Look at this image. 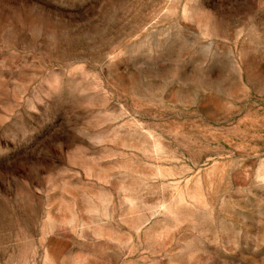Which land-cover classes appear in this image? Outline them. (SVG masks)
<instances>
[{"label":"rangeland","instance_id":"obj_1","mask_svg":"<svg viewBox=\"0 0 264 264\" xmlns=\"http://www.w3.org/2000/svg\"><path fill=\"white\" fill-rule=\"evenodd\" d=\"M0 264H264V0H0Z\"/></svg>","mask_w":264,"mask_h":264}]
</instances>
